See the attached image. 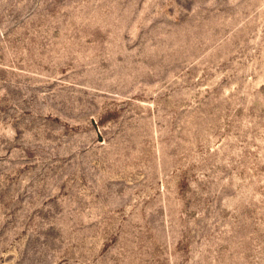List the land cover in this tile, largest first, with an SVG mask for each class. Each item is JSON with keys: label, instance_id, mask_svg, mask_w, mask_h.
I'll return each mask as SVG.
<instances>
[{"label": "rangeland", "instance_id": "rangeland-1", "mask_svg": "<svg viewBox=\"0 0 264 264\" xmlns=\"http://www.w3.org/2000/svg\"><path fill=\"white\" fill-rule=\"evenodd\" d=\"M0 264H264V0H0Z\"/></svg>", "mask_w": 264, "mask_h": 264}]
</instances>
